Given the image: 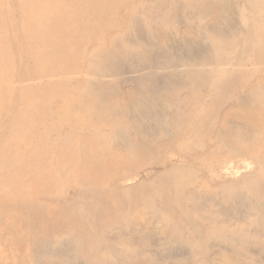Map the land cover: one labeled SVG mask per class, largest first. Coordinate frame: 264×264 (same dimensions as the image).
I'll return each instance as SVG.
<instances>
[{"label": "rangeland", "instance_id": "obj_1", "mask_svg": "<svg viewBox=\"0 0 264 264\" xmlns=\"http://www.w3.org/2000/svg\"><path fill=\"white\" fill-rule=\"evenodd\" d=\"M126 1L133 9L116 8L112 32L96 28L104 42H86L88 53L98 45L99 52L82 72L0 83L14 89L3 120L24 112L9 100L22 88L52 110L61 90L94 101L86 110L75 103L77 115L90 112L85 129L74 126L75 117L27 143L45 155L28 154L32 164L41 160L50 170L57 152L123 160L95 186L49 185L26 222L0 213L8 228L0 233V264H264L257 215L264 194L255 191L264 186V166L249 117L255 90H264L255 41L264 1ZM14 4L10 16L17 19Z\"/></svg>", "mask_w": 264, "mask_h": 264}, {"label": "bare ground", "instance_id": "obj_2", "mask_svg": "<svg viewBox=\"0 0 264 264\" xmlns=\"http://www.w3.org/2000/svg\"><path fill=\"white\" fill-rule=\"evenodd\" d=\"M13 2L20 13L17 19L10 16ZM127 3L128 1L125 0H11V2L9 0L7 4L5 0H0V83L8 84L11 80L28 73L35 78L61 75L66 79L74 73L82 72L85 68L84 60L99 52L98 45L88 53L85 49L86 42L102 44L105 33L112 32V26H116L115 17L112 15L116 8L124 6L128 10L133 9ZM96 28L104 29V35ZM256 30L258 31L255 41L257 46L261 47L263 51L261 57L264 58L262 35L264 24ZM16 36L18 37L15 38ZM23 51H26V56L20 53ZM29 61L33 66L28 64ZM61 84H58L60 88H62ZM262 88L255 90L253 111L251 110L249 115L257 127L256 137H258L254 141L256 146L254 153L261 168L264 166V90ZM22 89L25 91L22 90L19 95L8 99L10 102L21 104L24 112L18 113L19 110L17 112L14 110L5 120L1 110L8 106L6 94L14 89H0V126L4 127L7 133L6 137L0 138V213H10L13 218L12 223H17L18 218H23V222L27 221V216L35 207L34 203L48 194L49 185L63 182L65 186L71 184L95 186L102 180L103 175L109 176L123 161L116 157L101 163L99 157L95 155L88 154L76 158L73 155L57 152L55 166L46 170L41 168V160H37L35 164L26 160L31 152L36 153L37 156L44 155L40 154L38 149L32 150L26 145L33 139L40 143L38 138L42 134L56 130L53 126H68L76 117L74 126L85 129L89 116L87 113L90 112L77 115L74 112L75 103H80V108L86 110L85 105L94 106V101H90L87 94H80L78 91H73L69 99L63 96L61 90L53 94L61 104L52 110L47 102L41 103V106L35 93H30L26 88ZM82 116H85L84 119ZM10 171L16 172V175L8 178L6 176ZM70 171L75 172L74 179L67 177V172ZM25 182L29 183L25 185ZM255 191L257 195H263L264 186L256 187ZM30 197L32 200H29ZM257 215L260 222L259 229L264 231V204L257 209ZM22 228L27 229V226L23 225ZM7 230V226L0 225L1 234Z\"/></svg>", "mask_w": 264, "mask_h": 264}]
</instances>
